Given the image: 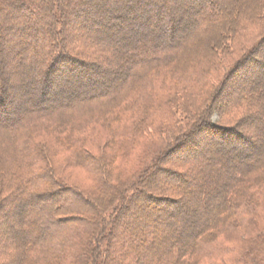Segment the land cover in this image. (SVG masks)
<instances>
[{
  "label": "trees",
  "instance_id": "1",
  "mask_svg": "<svg viewBox=\"0 0 264 264\" xmlns=\"http://www.w3.org/2000/svg\"><path fill=\"white\" fill-rule=\"evenodd\" d=\"M262 30L264 0H0V264H264Z\"/></svg>",
  "mask_w": 264,
  "mask_h": 264
},
{
  "label": "rangeland",
  "instance_id": "2",
  "mask_svg": "<svg viewBox=\"0 0 264 264\" xmlns=\"http://www.w3.org/2000/svg\"><path fill=\"white\" fill-rule=\"evenodd\" d=\"M238 2H239V0H235V3H238ZM5 11L12 13V12H16L18 10H17L16 7H13V6L11 7V5H9V6H7L5 8ZM79 19H81V17L76 18L75 20H73L72 18H69V19L66 20L65 25H67V27H68L67 29H68L69 33H71V34L74 33L75 30L72 28V26H73L74 23L79 21ZM111 24H115V21L113 23H111ZM26 27H27L26 29H23V28H18L17 30L15 29V32H17V33H16V37L13 38V39L10 38V36H9L10 34L9 33H5L2 36L3 37V41L4 40L5 41H9L10 40L9 42L14 45L13 47L4 48L2 50V53H1V57H2L3 61L5 62L8 71L12 72L13 69L18 67V63H17L18 61L17 60H18V56H19V54L21 52V49H20L19 44H18V40L20 38H22V36H24L27 31H32V29H34L33 27H31V25H30V27H29V25H27ZM260 33H264V30H262ZM127 34L131 35V33H128V32L126 33L125 32V33H122V36H120V37L124 39L123 36H125ZM38 36H39V33H38ZM234 58L235 57H233V59ZM101 62H104V61H101ZM103 64H105V63H103ZM7 76H8L7 78L9 80L10 86H13V84L10 83V82L15 81L17 76L16 75H14V76L7 75ZM226 100H227L226 95H223L219 99V102L222 104ZM92 140H94L95 144L97 143V146L103 144V142H104V140H100L97 137L92 138L90 136V137H88L86 139V141H87L86 142L87 145H85L86 148H88V147L92 148V146H91ZM105 140H106V144L109 145V146L116 145L115 141L113 139H111L108 135H107ZM217 148L218 147L215 148V144L207 146V147H205L203 149V151L200 152L201 156H204L206 161H210V159H212V160L219 159L220 156H219V153L217 152ZM178 157H180L181 159H184L182 156H178ZM232 158L234 159L236 157H232ZM204 163H205V160H204ZM59 171L61 172L60 175L63 177L64 181H66V184L76 185L77 187H81V188L91 187V184H90L89 180H87V178L85 177V175L83 173L84 171L82 169H80V168H60ZM209 176L210 177L213 176L212 171H211V167H210V171H209ZM158 177H159V179H158L159 185L162 186L164 184L165 180H164V178H160V176H158ZM186 178L189 179V176L188 177L186 176ZM211 182H212V180H211ZM154 189L157 192L156 186L154 187ZM160 191H162V189ZM163 193H165V192H163ZM40 203H41V201H40ZM132 211H133V208L130 207L127 210V212H126V215L124 216V220L125 221H128V220L136 221L138 226L141 228V230L145 229L144 232L146 231L147 233L148 232L150 233V231H151L150 228L147 229L146 223L148 221L152 220V222L154 224V227H155V224L157 226L158 225L159 226L163 225V231L165 230V228L168 227L165 224H167V222L171 221V218H170L171 215H169V216L163 215L162 216V214L159 211H156L155 209L150 208V207H144L137 213H132ZM16 217H17V215H16L15 211L12 210V208H9V212L7 211V213L4 216V218L6 219V222H5V224H3V228H2L3 231H2L1 236H2L3 242H0V248L3 247L4 244L5 245H12L13 244V242L11 241V239L9 237V234H10L11 226H14V224H13L14 222L13 221L15 220ZM31 220H33V219H31ZM131 227H133V226H131ZM131 227H129V228L126 227L125 230L128 231V229L130 230ZM161 233H163V232H161ZM143 236H145V234H143ZM159 240H160V242H165L164 238H161ZM227 244H229V243L227 242ZM10 252L11 251H8V254ZM4 255L7 256V253H4ZM4 260H5V258H4Z\"/></svg>",
  "mask_w": 264,
  "mask_h": 264
}]
</instances>
